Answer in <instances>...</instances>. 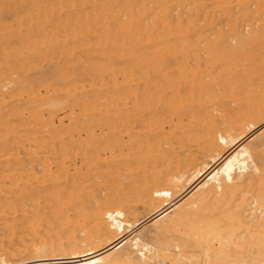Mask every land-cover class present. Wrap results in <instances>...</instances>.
Returning a JSON list of instances; mask_svg holds the SVG:
<instances>
[{"label":"bare ground","instance_id":"obj_1","mask_svg":"<svg viewBox=\"0 0 264 264\" xmlns=\"http://www.w3.org/2000/svg\"><path fill=\"white\" fill-rule=\"evenodd\" d=\"M61 2L0 0V264H264V0Z\"/></svg>","mask_w":264,"mask_h":264},{"label":"rangeland","instance_id":"obj_2","mask_svg":"<svg viewBox=\"0 0 264 264\" xmlns=\"http://www.w3.org/2000/svg\"><path fill=\"white\" fill-rule=\"evenodd\" d=\"M59 1H62L61 3L64 2V0H59ZM2 21H4L3 24H4V29L6 28L5 31L8 30L9 29L8 26L13 23L12 22V18L6 16L5 14H3ZM1 28L3 29V26ZM49 46L50 45L45 44V48H44L45 50L42 49L45 59L43 58V60H41L40 64H39L38 60L33 62V64H32L33 67H31L25 73L27 77H30V76H33V75H39V74L43 73L46 70V67L49 66L53 61H57L60 65L63 64V62L60 61V60L62 58H65V52L62 49L61 50H57V51L55 49H50ZM19 48L20 47L15 46V49H19ZM34 63H36L37 65H35ZM258 65H259V63H258ZM229 99L230 98H228V100L226 102L229 103V105H234L235 104L234 101L232 99H230V100ZM232 111L236 112V109L235 110L232 109ZM262 152H263L262 154L264 155V151H262Z\"/></svg>","mask_w":264,"mask_h":264}]
</instances>
